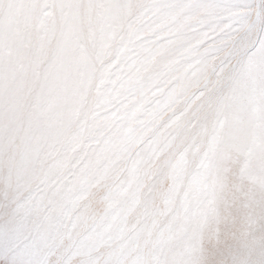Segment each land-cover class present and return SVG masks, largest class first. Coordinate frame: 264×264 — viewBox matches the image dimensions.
<instances>
[{
  "label": "snow or ice",
  "instance_id": "snow-or-ice-1",
  "mask_svg": "<svg viewBox=\"0 0 264 264\" xmlns=\"http://www.w3.org/2000/svg\"><path fill=\"white\" fill-rule=\"evenodd\" d=\"M0 264H264V0H0Z\"/></svg>",
  "mask_w": 264,
  "mask_h": 264
}]
</instances>
